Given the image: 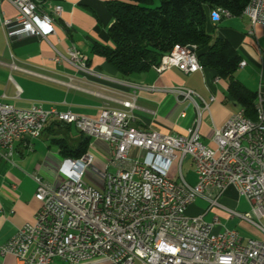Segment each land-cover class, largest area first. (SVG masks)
Masks as SVG:
<instances>
[{
    "label": "built area",
    "instance_id": "1",
    "mask_svg": "<svg viewBox=\"0 0 264 264\" xmlns=\"http://www.w3.org/2000/svg\"><path fill=\"white\" fill-rule=\"evenodd\" d=\"M1 1L17 11L9 19L0 9L9 46L27 38L48 40L63 12L57 5L48 13L35 0ZM222 17L231 14H224L222 8L210 14L212 22ZM248 17L253 26L264 24V0H257ZM55 60L96 74L74 46L67 55L57 52ZM245 66L240 62L239 68ZM173 68L185 74L204 70L196 51L181 45L154 67L158 74ZM169 91L193 100L191 90ZM136 101L133 95L121 103L122 110L103 109L98 119L56 108L46 110L39 103L29 110L0 103V156L8 162L12 163L17 141L41 138L51 120L109 145L104 168L95 163L91 142L80 158H63L59 168L63 178L58 185L34 176L35 198L40 203L35 220L0 247V256H14L20 264H264V237L245 240L239 231L227 228L219 215L205 219L218 209L254 225L264 236V95L257 94L255 120L241 109L215 130V148L201 141L199 124L189 128L187 136L137 129L132 125ZM134 150L139 152L135 157ZM188 160L197 174L195 185L183 176ZM176 163L178 179H172L169 174ZM88 174L99 188L86 183ZM230 188L247 200L251 214L221 203ZM199 199L209 205L205 214L187 216V208Z\"/></svg>",
    "mask_w": 264,
    "mask_h": 264
},
{
    "label": "crops",
    "instance_id": "2",
    "mask_svg": "<svg viewBox=\"0 0 264 264\" xmlns=\"http://www.w3.org/2000/svg\"><path fill=\"white\" fill-rule=\"evenodd\" d=\"M35 1L48 13H52L57 5L62 6L63 12L56 20L55 33L48 40L27 38L9 46L0 23V103L18 110H29L39 103L46 110L56 108L60 112L98 119L103 109L122 110L121 103L137 95L134 127L165 135L187 136L188 129L199 124L201 141L210 148H215V130L222 128L242 109L229 93V81L219 77L212 68L194 74H185L175 68L162 74L151 68L126 76L118 71L96 51L97 46H112L109 30L114 19L107 7L112 0ZM0 9L4 18L13 19L17 15L7 1L0 2ZM207 29L213 37L228 41L238 52L241 62L246 63L245 67L238 68L235 79L250 91L264 95V24L253 26L244 14L222 17L220 22L210 21ZM72 46L88 58L95 75L79 72L65 61L55 60L57 52L67 55ZM13 64L21 69L14 68ZM177 88L193 91V100H185L169 91ZM56 122L51 120L39 139L17 141L12 163L0 156V247L21 227L35 220L40 203L35 198L37 183L34 176L52 185H58L63 178L59 168L65 157L52 141L61 138L69 143V137L62 134L74 127L64 128ZM91 142L95 163L104 168L109 159V145L101 140ZM69 144L77 143L70 140ZM138 154L137 150L132 152L134 157ZM185 165L186 174L183 171ZM182 172L188 183H197L192 161L184 164ZM169 176L178 179L177 166H173ZM199 201L187 208V216L205 214L207 209L201 210ZM221 203L230 204L231 209L238 212L245 206L251 211L247 200L233 188L226 191ZM211 212H221L223 217H228L226 212L218 209ZM224 225L239 231L245 240L264 237L258 228L239 218L229 217ZM0 264L20 263L8 255L0 256ZM55 264L67 263L56 261Z\"/></svg>",
    "mask_w": 264,
    "mask_h": 264
},
{
    "label": "trees",
    "instance_id": "3",
    "mask_svg": "<svg viewBox=\"0 0 264 264\" xmlns=\"http://www.w3.org/2000/svg\"><path fill=\"white\" fill-rule=\"evenodd\" d=\"M251 0H112L107 3L114 19L109 30L112 46H97L123 75L143 73L157 66L175 46L194 48L203 68L215 69L229 81V93L250 119H256L257 94L235 79L241 58L226 40L208 33L212 11L222 8L242 16ZM64 128L71 126L56 122ZM76 145L53 139L63 157L80 158L92 139L80 133Z\"/></svg>",
    "mask_w": 264,
    "mask_h": 264
},
{
    "label": "rangeland",
    "instance_id": "4",
    "mask_svg": "<svg viewBox=\"0 0 264 264\" xmlns=\"http://www.w3.org/2000/svg\"><path fill=\"white\" fill-rule=\"evenodd\" d=\"M62 135H63V136H68V137H69V138H68L69 143H70V140H73L75 143H78V141H79L80 138H81L80 133H79L76 129H74V128L68 129V130H67V133L62 134ZM61 137H62V136H61ZM64 138H66V137H64ZM175 166L178 167V164L176 163ZM183 171H184V173L186 174V172H187V167H186V165H185ZM114 172H115V169H114V168H111V169H110V173H114ZM85 181H86V183H88L89 185L93 186L94 188H99V187H100V185H99V183L97 182V180L94 179L93 176H91L90 174H88V175L86 176ZM237 198H238V197H237ZM199 200H201V201H199V204L202 205V206H201V207H202L201 210H206V209L209 207L208 203L205 202V201L202 200V199H199ZM229 205H230V204H227V203H226V206L230 207V209H231V206H229ZM240 211H242V212H240ZM239 212H240V213H244V214H251L250 209H248L246 206L243 207L242 209L240 208V209H239ZM217 213H218V212H217ZM217 213H215V212H211V213L206 217V220H207V221H211L215 215H219L220 218H221V221L223 222V224H226V223L228 222V218H229L230 216L228 215V217H223L222 214H221V212L218 213V214H217ZM226 214H227V213H226ZM189 217H190V216H189ZM252 217L254 218V216H252ZM254 219H255V218H254ZM58 262H59V261H58Z\"/></svg>",
    "mask_w": 264,
    "mask_h": 264
},
{
    "label": "bare ground",
    "instance_id": "5",
    "mask_svg": "<svg viewBox=\"0 0 264 264\" xmlns=\"http://www.w3.org/2000/svg\"><path fill=\"white\" fill-rule=\"evenodd\" d=\"M257 6V0H251V2L249 3V6H247L244 14H246L247 16L250 15V8H256ZM224 14H230L229 12H227L226 10H223ZM184 50H192V48H187V47H183ZM193 50H195L193 48ZM177 51V46L174 47V49L171 52H175ZM80 53V52H79Z\"/></svg>",
    "mask_w": 264,
    "mask_h": 264
}]
</instances>
